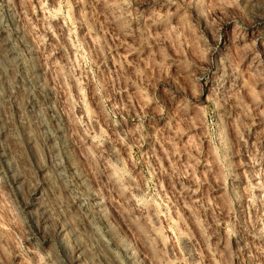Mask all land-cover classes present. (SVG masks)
Masks as SVG:
<instances>
[{
	"label": "rangeland",
	"instance_id": "obj_1",
	"mask_svg": "<svg viewBox=\"0 0 264 264\" xmlns=\"http://www.w3.org/2000/svg\"><path fill=\"white\" fill-rule=\"evenodd\" d=\"M0 264H264V0H0Z\"/></svg>",
	"mask_w": 264,
	"mask_h": 264
}]
</instances>
